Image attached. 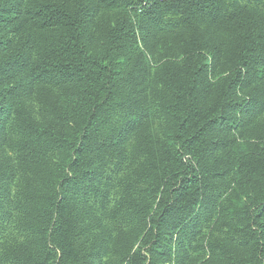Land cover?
<instances>
[{
    "label": "trees",
    "instance_id": "trees-1",
    "mask_svg": "<svg viewBox=\"0 0 264 264\" xmlns=\"http://www.w3.org/2000/svg\"><path fill=\"white\" fill-rule=\"evenodd\" d=\"M0 264H264V0H0Z\"/></svg>",
    "mask_w": 264,
    "mask_h": 264
},
{
    "label": "rangeland",
    "instance_id": "rangeland-1",
    "mask_svg": "<svg viewBox=\"0 0 264 264\" xmlns=\"http://www.w3.org/2000/svg\"><path fill=\"white\" fill-rule=\"evenodd\" d=\"M116 11H111L109 14H107L106 15V19H107V21H109V20H111L113 17H114V13H115ZM158 56H156V58H157ZM163 132V131H162Z\"/></svg>",
    "mask_w": 264,
    "mask_h": 264
}]
</instances>
